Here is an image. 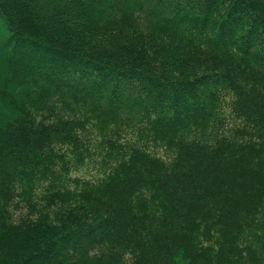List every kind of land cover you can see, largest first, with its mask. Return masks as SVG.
<instances>
[{
  "label": "trees",
  "instance_id": "obj_1",
  "mask_svg": "<svg viewBox=\"0 0 264 264\" xmlns=\"http://www.w3.org/2000/svg\"><path fill=\"white\" fill-rule=\"evenodd\" d=\"M0 264H264V0H0Z\"/></svg>",
  "mask_w": 264,
  "mask_h": 264
}]
</instances>
